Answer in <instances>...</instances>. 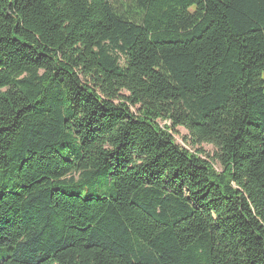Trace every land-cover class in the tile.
I'll return each instance as SVG.
<instances>
[{
	"label": "trees",
	"instance_id": "16d2710c",
	"mask_svg": "<svg viewBox=\"0 0 264 264\" xmlns=\"http://www.w3.org/2000/svg\"><path fill=\"white\" fill-rule=\"evenodd\" d=\"M0 264H264V0H0Z\"/></svg>",
	"mask_w": 264,
	"mask_h": 264
},
{
	"label": "rangeland",
	"instance_id": "374dc122",
	"mask_svg": "<svg viewBox=\"0 0 264 264\" xmlns=\"http://www.w3.org/2000/svg\"><path fill=\"white\" fill-rule=\"evenodd\" d=\"M134 111V109H132ZM166 123H160L161 126H163ZM167 125H169V123H167ZM172 135L175 139V143L178 144L181 147H184L188 150H190L191 152H194L196 149H202L205 153L212 155L214 148L210 145H206V144H202V145H197L195 147H193L190 144L189 141V134L186 130H184L183 128H176V130L174 132H172ZM214 169L217 171L220 170V166L214 163ZM103 191H107V188L103 189Z\"/></svg>",
	"mask_w": 264,
	"mask_h": 264
}]
</instances>
